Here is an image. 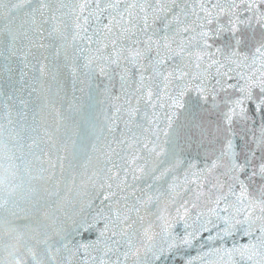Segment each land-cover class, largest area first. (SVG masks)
<instances>
[{
    "label": "snow or ice",
    "instance_id": "snow-or-ice-1",
    "mask_svg": "<svg viewBox=\"0 0 264 264\" xmlns=\"http://www.w3.org/2000/svg\"><path fill=\"white\" fill-rule=\"evenodd\" d=\"M0 264H264V0H0Z\"/></svg>",
    "mask_w": 264,
    "mask_h": 264
}]
</instances>
